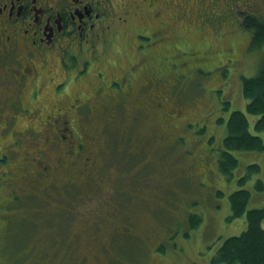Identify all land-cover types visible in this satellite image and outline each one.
<instances>
[{
    "label": "rangeland",
    "instance_id": "374dc122",
    "mask_svg": "<svg viewBox=\"0 0 264 264\" xmlns=\"http://www.w3.org/2000/svg\"><path fill=\"white\" fill-rule=\"evenodd\" d=\"M134 1L120 0L131 11L128 21L137 33L125 30L128 23L119 24L121 34L110 42L109 36L97 40L99 49L110 48L89 71L75 75L61 62L43 71L34 98L32 83L22 95L33 112L43 107L44 123L50 124L17 115L19 127L43 131L48 146L63 133L81 153L69 155L65 166L70 171L60 167L38 177L35 169L41 166L32 160L0 156V264H213L221 240L246 228L244 215L228 218L229 195L240 188L236 178L248 163H257L264 178V151H234L239 164L231 178L217 169V156L232 110L246 114L253 132L254 116L246 113L241 77L256 73L264 50L248 49L250 32L241 26L239 11L264 18V0ZM146 50L150 63L169 71L148 75H161L168 83L161 85L162 92L116 93L117 104L111 97L114 88L103 87L113 80L114 86L125 84L119 81L124 69L130 77V68L144 63ZM133 71L135 78L142 74ZM136 79L137 87L143 84L142 77ZM57 82L63 83L58 91ZM137 96L149 109H141ZM53 109L64 112V124L46 121ZM258 133L264 141V132ZM14 138L0 127V152L11 154ZM46 160L40 163L49 166ZM254 179L244 185L252 186ZM70 182H86L88 192L79 191L74 205L63 210ZM246 188L251 192L247 208L262 206L264 191ZM61 213L73 217L58 220ZM190 213L200 217L192 218L200 220L195 229L189 226Z\"/></svg>",
    "mask_w": 264,
    "mask_h": 264
},
{
    "label": "flooded vegetation",
    "instance_id": "af4514ba",
    "mask_svg": "<svg viewBox=\"0 0 264 264\" xmlns=\"http://www.w3.org/2000/svg\"><path fill=\"white\" fill-rule=\"evenodd\" d=\"M130 13L126 3L120 0H0V127L9 130L15 137L13 141L17 139L18 142L16 147L13 141L9 144L11 154L1 151L2 158L18 155L23 160H32L37 167L41 166L40 171L37 169L40 175L47 173L50 165L43 166L40 163L43 162V142H47L45 138L43 140V131H34L28 126L19 127L15 120L17 115L25 118L35 116L36 119L43 117V107L36 106L33 112L22 102V95L27 91L29 83H32L34 88L31 96L34 98V91L43 84L41 78L46 67L49 70L55 69L62 62L71 67L75 75L89 71L96 61L105 58L110 48L107 45L99 49L97 40L109 36L107 42H110L113 35L121 34L119 24L123 26L128 23L125 30L136 32L137 29H133L128 21ZM133 14L136 15V12L133 11ZM79 61L86 63L84 68L81 64L77 65ZM93 70L99 75L103 73L95 67ZM123 79L126 89L122 90L132 93L125 74ZM72 105L70 103L69 107ZM78 105L73 106L74 110H78L82 103ZM5 110L7 114L3 113ZM63 113L53 109L52 116H48L51 117V124H64L66 119L59 122L64 117ZM23 145L31 150H23Z\"/></svg>",
    "mask_w": 264,
    "mask_h": 264
},
{
    "label": "trees",
    "instance_id": "16d2710c",
    "mask_svg": "<svg viewBox=\"0 0 264 264\" xmlns=\"http://www.w3.org/2000/svg\"><path fill=\"white\" fill-rule=\"evenodd\" d=\"M239 13L241 15V16L239 15L241 26L245 30L250 32L248 49L264 50V18L258 14L248 12L246 11V9L240 10ZM158 24L160 28L164 27L163 20L161 18L158 19ZM158 31L161 30L159 29ZM157 35L159 36L160 39L161 38L160 33H158ZM159 39L157 41H160ZM149 53L150 52L146 50L143 55L141 54V56L143 57L141 59H144V63L142 64V66H140V68L138 67L130 68L132 69L131 71L132 73H130V77L126 75V72L129 69L128 68L124 69V74L128 79V84L131 85L130 87L132 88L133 95H138L139 92H142L143 94V92L145 91L153 92L155 89H161L160 91L162 92V90H164V87L161 85L165 86L166 83H168V81H166V83L164 81H161V79L163 78V76L161 75L160 77H153V78H151L148 75L149 73H151L152 71H156L157 69H160L159 70L160 73H163V71H165L161 63L155 64L153 61L150 63ZM261 56L262 59L259 63L256 73L248 77L247 76L241 77V91L243 96L247 100L245 104V110L246 113L254 116L253 132L249 128V120L246 114L241 110L234 109L230 112L227 118L226 134L223 136V138L220 141L221 150L219 155L217 156V169L219 170L220 173L224 174L226 178H231L235 176L234 170L238 167L239 164V160L234 155V151H252V150L264 151V141L258 133V132H264V54H261ZM71 65L69 64V66ZM48 70L49 67H46L43 71L47 72ZM133 70H137L139 73H142L141 75L140 74L137 75L138 77H142L144 81V82L142 81L143 84H140L139 87H137L135 83H139L140 81L136 79L137 76L135 78V72ZM168 72L165 71L166 74ZM68 77L71 76L69 75L65 77L64 79H62V82H67ZM122 79L123 76L120 80L119 79L118 80L121 81ZM57 83L58 84L56 90L58 91L60 86L63 85V83H59V82ZM151 84L155 86L151 87ZM100 86L103 87V85ZM123 87H126L124 81L121 85L118 84L117 86H114V80H113L109 85L103 88L104 89L107 88L108 90L109 88H114L113 91H111V93L115 92V94H112L111 96L114 98L117 104L118 103L120 104L119 98L117 97L116 93H118V95L125 93L126 90L123 91L122 90ZM136 99H137L136 103L141 101L140 98H138V96L136 97ZM140 103H141V109L143 110L145 108L149 109L148 104H143L142 101ZM224 108L225 109L228 108V102L224 104ZM55 112L63 113V111H58V109L57 111L55 110ZM48 116L49 115H45L47 122L49 121V119H51V117ZM37 118L40 120L41 123H44L43 117H37ZM64 119L65 117L61 118L59 122ZM218 121L223 122V118L218 119ZM46 124H50V123L48 122ZM52 124H57V123L54 122ZM57 135H58L57 138H59L60 132ZM66 140L63 139V141H59V139H57L56 141L51 142L50 146H48L50 142L47 141V145H46L47 147L43 148V153H42L43 159L44 160L47 159L46 161H48L50 164L47 174H49V172L50 173L52 172L53 174V171H55L56 168H60V167L69 170L68 167L65 166L68 163L65 162L66 161L65 158L56 156L54 155V151H51L53 150V146L58 145L59 147H61V152L62 154L63 153L66 154L64 155V157H66L67 160L70 159L68 158L69 155L76 154V152L81 153L77 143L75 144L72 141L78 148L76 150L73 147H70L67 143H65L64 141ZM212 140L213 138L208 139L209 142ZM259 170H260V166L257 163L252 162V163H248L246 169L237 175L236 179L238 186L240 188L234 190L229 195V206H230L231 214L228 218H230L231 220L244 215L246 221V228L243 229L239 234L229 235L225 237L223 240H221L220 244L217 246L212 256L211 262L213 264H218V263L219 264H232V263L264 264V227L261 224L262 221L264 220V204L258 207L247 208V204L250 200L251 192L250 189L246 187H255L258 192L264 191V178L260 177L258 173ZM37 171L38 170L36 169L35 172ZM32 173H34V171H32ZM35 174L36 177L39 176V172ZM64 177L66 178V180L70 181V178H68L70 177L69 174H66ZM251 177L255 178L252 186L244 185L247 182V180L250 179ZM96 185L97 186L99 185L98 182L96 183ZM87 188L88 185L86 182L83 185H77L76 183L70 182L64 194L67 196H64V199H62V203L63 204L65 203L66 205V207L63 208V210H66L68 204L74 205V203L76 202V200L74 199L78 198L79 191H84L85 193H87L88 192ZM116 203L120 205V198H118V201H116ZM60 215L61 218L58 220L67 219L70 221L71 219L70 217H73L72 214L65 215L61 213ZM195 216L200 219V217L195 213L192 214L190 213L188 218L190 220L189 226L192 229H195L200 221V220L193 221L192 218Z\"/></svg>",
    "mask_w": 264,
    "mask_h": 264
}]
</instances>
